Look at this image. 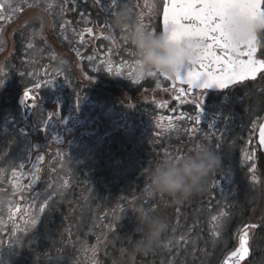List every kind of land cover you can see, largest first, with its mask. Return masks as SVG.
<instances>
[{
    "label": "flooded vegetation",
    "instance_id": "flooded-vegetation-1",
    "mask_svg": "<svg viewBox=\"0 0 264 264\" xmlns=\"http://www.w3.org/2000/svg\"><path fill=\"white\" fill-rule=\"evenodd\" d=\"M0 4V15L10 17L0 21V194L19 209L13 207L10 217V204L0 207V264H220L238 238H232L228 250L219 248L214 254L203 234L204 215L216 213L217 205L225 211V199L233 204L243 184L254 186L258 197L264 194V148L259 141L264 75L228 89H208L203 96L196 89L177 100L178 89L186 85L177 82L174 89L162 76L145 75L139 83L129 78L135 50L123 38L125 32L113 27V15L95 0ZM147 4L155 5L151 16L146 0H120L112 11L127 6L135 21L144 12V24L160 33L164 0ZM88 27L93 34L85 32L81 43L78 34ZM102 30L114 35L116 44L101 36ZM258 37V58L264 59V32ZM109 63L120 76L107 72ZM26 89H32V98L25 96ZM193 98L204 103L194 135V122L188 119L196 115ZM52 112L57 115L48 121ZM42 122L48 123L46 130ZM210 124L216 129H209ZM199 143L210 144L221 160L204 190L181 202L149 196L150 167L165 153L183 155ZM34 165L41 168V178L28 188ZM14 182L23 190L14 191ZM58 183L65 191L59 192ZM53 192L57 194L39 213L35 227L25 228L26 213L37 214ZM140 209L166 222L159 241L147 251L133 246L140 239L133 231ZM248 222L240 231L252 224L256 234L262 231L260 224ZM36 231L40 233L34 239L19 241ZM170 235L177 241H170Z\"/></svg>",
    "mask_w": 264,
    "mask_h": 264
},
{
    "label": "snow or ice",
    "instance_id": "snow-or-ice-1",
    "mask_svg": "<svg viewBox=\"0 0 264 264\" xmlns=\"http://www.w3.org/2000/svg\"><path fill=\"white\" fill-rule=\"evenodd\" d=\"M97 7L103 11L113 15L115 12L113 8H119L120 0H95ZM146 6L148 7V15L151 16L156 11L155 5L148 6L146 0ZM4 7L0 4V9ZM63 12V9H62ZM145 13L141 12L137 17V22L146 30L156 33L154 29H151L149 25L144 24ZM240 17L245 18H259L264 20V0H164L163 11H162V27L163 32L169 35V39L172 41H179L183 38H194L202 42V47L199 49L198 55L195 60L189 61L183 69L177 73L174 78H169L165 74H158L151 72L148 76H162L165 79L172 82V87L175 89L177 82L186 87H180L178 89L179 95L175 98L181 99V96H186L193 90H202V96L208 89H228L230 85L237 82H244L248 80H255L259 75H264V59H257L256 52L257 46L260 42L258 35L253 36L252 39L241 45H232L229 41L228 33L225 31L224 25L228 22H235ZM10 19L0 15V21ZM70 23V22H69ZM105 28L112 30V25L109 20L105 21ZM124 31V30H122ZM85 32L89 35L93 34V28L88 27L87 29L81 30L79 40L81 43L84 42ZM101 36L112 41L116 44L115 36L112 34L105 35L102 30ZM95 38V36H93ZM124 38V37H123ZM31 47V45H29ZM77 55L80 52L77 51ZM133 55L136 57V53ZM93 57H88V60H92ZM139 60L136 59L132 64L129 65V78L135 83H139L145 76L141 69H138ZM107 72L120 76L119 70L113 71L112 65L109 63L107 66ZM55 80L47 81V86L51 85ZM4 80L0 79V86H3ZM38 87V86H37ZM32 89L25 90V96L32 98L30 93ZM80 97L77 96V104L80 102ZM187 102V101H184ZM191 103L196 109L195 116H189L188 119L194 122V126L190 130L194 135L198 131L196 124H199L202 119L203 113V99L193 98ZM161 107L164 104L160 105ZM57 115L56 112H52L48 115V121H51ZM183 118V117H181ZM45 130L48 127L47 122H42ZM169 127H175L174 124L169 121ZM209 129H216L215 124H210ZM206 138L210 139L211 136L206 134ZM260 144L264 145V125L260 126L259 130ZM220 147L219 144L216 145ZM182 154L177 153L175 156L165 153V157L174 158L179 157ZM251 157L249 156V159ZM38 161H43L44 156H37ZM22 168L23 165L21 164ZM35 171L31 173V183L27 185L31 188L36 182L40 180L41 168L38 165L33 166ZM253 173L255 169L251 170ZM14 180L17 177V172L12 173ZM253 180L256 177L253 174ZM67 182H65L66 184ZM14 191H22V187L18 182L13 183ZM57 193L53 192L48 195L46 199L41 203L38 213L33 214L31 211L27 212L28 219L24 221L25 228L35 227L39 219V213H43L50 207L49 201L53 199V196ZM13 207H16V211H19L18 206L9 207V216L11 217ZM142 214L143 209L139 210ZM227 213H220V216H226ZM119 219V217H117ZM213 221H217L218 217L213 216ZM256 225H248L242 231L239 237V244L233 251H231L224 259L223 264H240L249 254L248 242H249V228H254ZM214 236H219L220 232H214ZM185 237H180V240H184ZM95 250H93L94 254ZM95 264V262H94Z\"/></svg>",
    "mask_w": 264,
    "mask_h": 264
},
{
    "label": "clouds",
    "instance_id": "clouds-1",
    "mask_svg": "<svg viewBox=\"0 0 264 264\" xmlns=\"http://www.w3.org/2000/svg\"><path fill=\"white\" fill-rule=\"evenodd\" d=\"M115 29L124 30V39L134 48L139 60L138 69L144 75L151 72L165 74L174 78L189 61L195 60L202 42L194 38L172 41L165 32L152 33L133 19L131 8L125 6L116 11L111 19ZM232 45H241L253 36L264 32V20L240 17L234 23L224 25ZM218 153L210 144L199 143L188 153L179 157H164L155 162L146 177L148 195L170 197L181 202L204 190L207 178L220 165ZM11 200L0 194V207L10 204ZM134 232L140 239L134 241V249L147 251L158 241L166 230L163 218L151 214L136 216Z\"/></svg>",
    "mask_w": 264,
    "mask_h": 264
},
{
    "label": "rangeland",
    "instance_id": "rangeland-1",
    "mask_svg": "<svg viewBox=\"0 0 264 264\" xmlns=\"http://www.w3.org/2000/svg\"><path fill=\"white\" fill-rule=\"evenodd\" d=\"M57 188L59 192L63 191V185L62 183H58ZM65 191V190H64ZM240 193H242L240 196L236 197L234 199L235 204H230L229 199H225L228 204V208L225 211H222L221 207L222 205H217L215 208H218L216 213H210L204 215V223H203V234L204 236H207L208 243L211 246H208V249H210L212 246L213 253L217 254L220 249H226L227 245L231 244L232 238L237 236V234L240 231V228L245 225V223L242 225V223L249 217L245 215L248 210H252L253 214L250 215V219L248 223H255L260 224L262 228V233H259L256 235L254 242H253V257L250 260L248 264H264V208L260 210V213H257L255 210L258 209L259 205L255 206V203L258 200V194L254 186H246L243 184V188L240 189ZM60 200H64V198H60ZM264 201V197H263ZM237 203V204H236ZM261 203V201H260ZM233 206V207H232ZM227 213L226 216H220V213ZM217 216L218 220L213 221L212 217ZM229 222V224H228ZM234 223V225H233ZM250 223V224H251ZM253 225V224H252ZM220 232L219 236H214V232ZM40 232H34L33 235H29L26 237L21 236L19 238V241H21L23 244L28 239H34L33 237L39 234ZM176 235H170V241L176 242L177 241ZM196 245H198L196 242H194ZM232 248V246H230ZM229 247L227 248V250ZM12 253L11 255H13ZM215 257V256H214ZM213 260V258L211 259ZM3 264H10L7 261H4Z\"/></svg>",
    "mask_w": 264,
    "mask_h": 264
},
{
    "label": "trees",
    "instance_id": "trees-1",
    "mask_svg": "<svg viewBox=\"0 0 264 264\" xmlns=\"http://www.w3.org/2000/svg\"><path fill=\"white\" fill-rule=\"evenodd\" d=\"M263 197H264V194L263 193L261 195H259V197H258V200H257L258 203H256V205H259V207H258L257 210H255L257 213H260V210H262V208H264ZM260 201H261V203H260ZM252 212H253L252 210H250V211L248 210L247 216L252 215L253 214ZM249 219H250V216H249Z\"/></svg>",
    "mask_w": 264,
    "mask_h": 264
},
{
    "label": "water",
    "instance_id": "water-1",
    "mask_svg": "<svg viewBox=\"0 0 264 264\" xmlns=\"http://www.w3.org/2000/svg\"><path fill=\"white\" fill-rule=\"evenodd\" d=\"M257 50H258V46H257ZM257 53V52H256ZM262 125H264V122H263V124ZM240 237V236H239ZM249 243H250V235H249V242H248V248H249V254H248V256L243 260V261H241L240 262V264H242L246 259H248L250 256H251V249H250V246H249ZM239 244V243H238ZM238 247V246H237Z\"/></svg>",
    "mask_w": 264,
    "mask_h": 264
}]
</instances>
